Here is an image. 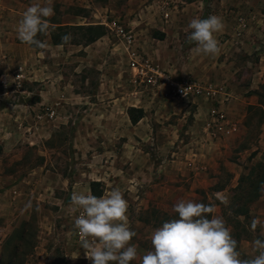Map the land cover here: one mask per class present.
<instances>
[{
    "label": "rangeland",
    "instance_id": "374dc122",
    "mask_svg": "<svg viewBox=\"0 0 264 264\" xmlns=\"http://www.w3.org/2000/svg\"><path fill=\"white\" fill-rule=\"evenodd\" d=\"M51 7L54 15L47 19L57 25H65L68 16L81 17L73 20L81 26L123 21L133 30L138 49L161 68L164 60L181 63V54L196 47L187 41L193 18L221 17L225 27L215 34L220 54L194 51L192 57L212 69L209 79H197L226 88L225 112L237 130L214 136L205 131L204 104L135 86L120 43L104 26V35L89 45L73 36L72 29L76 44L54 49V54L46 48L41 51L50 54L35 61L20 54L6 58L0 72L10 74L22 66L30 80L24 82V93L9 94L0 104V264H91L73 234L79 211L71 194L87 193L94 181L100 183L96 193L104 196L119 188L128 202V223L136 233L130 243L138 249L130 264H140L151 250L156 228L178 218L173 206L180 200L214 205L208 218L226 221L240 258L257 255L253 241L264 240V23L258 24L254 15L264 14V0H51ZM240 17L246 23L251 17L250 28L263 35L248 39L243 44L249 42L248 47L236 36ZM134 18L140 26L131 23ZM17 25L1 20L0 41L6 38L7 43L4 33L17 35ZM164 25L173 40L160 47ZM50 29L37 39L50 43L56 31ZM242 98L255 103L242 105ZM13 101L19 106H11ZM39 103L53 107L57 118L51 123L35 120L33 109ZM130 108L143 110L134 125ZM29 200L32 208L24 210ZM254 218L260 223L252 231Z\"/></svg>",
    "mask_w": 264,
    "mask_h": 264
},
{
    "label": "clouds",
    "instance_id": "9594fccd",
    "mask_svg": "<svg viewBox=\"0 0 264 264\" xmlns=\"http://www.w3.org/2000/svg\"><path fill=\"white\" fill-rule=\"evenodd\" d=\"M53 15L51 0L43 6L33 2L18 21V40L41 50L46 49L48 44L37 36L48 35L52 26L47 18ZM187 27L191 30L187 41L195 44L196 52L212 57L220 54L221 47L215 34L225 27L221 17L193 18ZM72 39L71 33L64 34L58 47L69 44ZM71 204L79 211L74 220L73 234L79 238L85 258L91 264H130L137 258V246L130 243L136 233L130 230L128 202L119 188L101 197L91 191H74ZM31 208L32 201L29 200L24 210ZM39 210L37 207L36 211ZM173 212L178 218L164 222L152 232L151 250L141 256L140 264H264V240L257 238L253 241L257 255L240 258L237 240L233 238L226 221L216 215L208 218L215 212L214 205L180 200L173 206ZM259 223L254 218L251 230L255 231Z\"/></svg>",
    "mask_w": 264,
    "mask_h": 264
},
{
    "label": "built area",
    "instance_id": "2783aa9c",
    "mask_svg": "<svg viewBox=\"0 0 264 264\" xmlns=\"http://www.w3.org/2000/svg\"><path fill=\"white\" fill-rule=\"evenodd\" d=\"M168 16L169 14L165 12L164 18L167 19ZM98 24L104 26L120 43L128 59L129 71L135 86H142L153 93L162 94L165 98L187 104H204L207 106L205 131L214 136L230 134L237 130L225 112V103L229 101V94L223 85L212 84L193 77H173L171 73L161 68L152 58L138 49L133 30L123 21L107 19ZM246 28L245 18H238L236 36L241 37ZM28 80L25 68L22 66L10 74L0 72V104L9 94L24 93V82ZM181 89H185L184 92ZM10 105L19 106V103L13 101ZM33 111L34 119L41 122L51 123L57 118L56 110L44 103L37 104ZM188 166H192V163H188Z\"/></svg>",
    "mask_w": 264,
    "mask_h": 264
},
{
    "label": "crops",
    "instance_id": "0c3cea01",
    "mask_svg": "<svg viewBox=\"0 0 264 264\" xmlns=\"http://www.w3.org/2000/svg\"><path fill=\"white\" fill-rule=\"evenodd\" d=\"M33 2H41V0H0V21L5 19L6 21H8V20L13 21L14 23L18 22L20 20V18L22 17V14H23L22 7L27 6L29 4H32ZM254 16H255L254 18H257L256 20H257L258 24L262 25L264 23V14L257 13V15H254ZM67 18H68V20L65 23V25H57L55 23L53 24L50 22V25L52 26L51 28L54 29L56 27L81 26V25H75V23L73 21L76 19H82L81 17L68 16ZM83 19H85V18H83ZM64 20H65V18H64ZM250 20H251V17H249V19L247 21V28L244 31V34L242 35V37H243V39H241L242 45L244 43H246V41L248 39L255 40L257 38L258 34H261V36H263L262 33H260V31L258 29H256L255 31H252V29L250 28V23H249ZM131 23L133 25L137 24V26L141 25V22H138V20L136 18H134L131 21ZM92 25H96V23L93 22V23L86 24L84 26H92ZM160 30H161V33L164 34V38H163V40H157V41L161 44L160 47H165L167 44H169L173 40V38L169 35V31H170L169 25L162 26ZM5 35L8 36L7 37V43L4 42L6 40ZM16 37H17V35L15 33H13L12 31H10L9 33H4L2 38L3 39L5 38V40L0 41V68H2V69L6 68V66L8 64L7 60L5 61L6 58L7 59H9V58L15 59V57L18 58V55L20 54V57H23V60L35 61L36 59H38L39 56L47 55L50 53L54 54V51L58 50V48H60V47H58V45L52 44L51 37H50V43L48 42V47H47L50 50V53H48V51H45L43 53L41 51V49L36 48L34 45L30 46V45H27V44L20 42L18 39L17 40L14 39ZM181 37H184V36H181ZM248 43L243 45V47H246V46L248 47ZM67 45H69V44H66L65 47H67ZM78 46L83 47L82 45H78ZM243 47H240V48L238 47V49L241 50V48H243ZM68 48H69V46H68ZM260 48H261L260 46H255L254 50H260ZM7 49H10L12 52L6 51ZM194 49H195V47L192 46L190 49H188L183 54H181L182 58H184V59L181 60V63L179 62V64H176V62H178V61H173L172 63H170V61H169V63H166L165 60L164 61L160 60L163 69L168 71L169 73H171L173 75V77H176V78H182V77L197 78V77H199V78L204 79V80L209 79L211 76L210 72L212 71V69H209V66H206V63L202 64V63H200V61L198 59H196V60L193 59L192 55L194 54L193 53L195 51ZM21 50H22V53L17 52V51H21ZM155 51L158 54V57L160 59V51L158 49H156ZM41 53H43V54H41ZM177 53H176V55H177ZM176 55H174V57H176ZM175 59L176 58H174V60ZM37 62H40V61H37ZM33 73H34L33 77H36V74H35L36 71H33ZM29 80H30V78H29ZM220 81L223 84H226L227 86H230V87L233 86V84L230 83L228 80H222L221 79ZM250 89L251 88H249V90ZM252 98H250V99L242 98L240 100V102L242 105H244V104H248L247 103V101H248L249 104L254 105L255 102L253 101ZM26 112H28V110H26ZM28 113H30V115H31L30 111ZM232 113L233 112H230L231 115H232ZM194 116L196 117V115H194ZM198 116L199 115H197V117Z\"/></svg>",
    "mask_w": 264,
    "mask_h": 264
},
{
    "label": "trees",
    "instance_id": "16d2710c",
    "mask_svg": "<svg viewBox=\"0 0 264 264\" xmlns=\"http://www.w3.org/2000/svg\"><path fill=\"white\" fill-rule=\"evenodd\" d=\"M56 31H53L51 33V41L53 45H60L61 44V37L64 34L70 33L69 30L73 31V36L80 35V38L84 39L85 45H89L92 42H95L98 38L102 37L104 35L103 33V27L101 25H92V26H71V27H56L54 28ZM159 40H162L164 38V35H159ZM71 44H76L72 43ZM82 43H79L77 45H81ZM133 113H136L135 116ZM129 120L131 124H136L142 117H143V110L142 109H134L130 108L128 113ZM1 152V147H0ZM99 182H91L90 183V191L93 195L97 197H101V193H96V187L99 186Z\"/></svg>",
    "mask_w": 264,
    "mask_h": 264
}]
</instances>
